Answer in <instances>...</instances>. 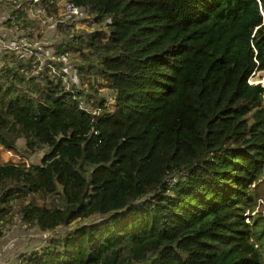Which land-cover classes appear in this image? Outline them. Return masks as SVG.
Wrapping results in <instances>:
<instances>
[{"label": "trees", "instance_id": "1", "mask_svg": "<svg viewBox=\"0 0 264 264\" xmlns=\"http://www.w3.org/2000/svg\"><path fill=\"white\" fill-rule=\"evenodd\" d=\"M67 1L105 27L88 37L87 70L113 109L92 87L83 108L55 73L23 79L22 58L0 64V148L42 152L0 163V237L13 197L52 194L20 220L43 232L98 219L24 264L264 262V205L244 213L264 182L263 87L248 82L264 71V0Z\"/></svg>", "mask_w": 264, "mask_h": 264}, {"label": "rangeland", "instance_id": "2", "mask_svg": "<svg viewBox=\"0 0 264 264\" xmlns=\"http://www.w3.org/2000/svg\"><path fill=\"white\" fill-rule=\"evenodd\" d=\"M10 0H0V15L3 5ZM65 0H46L41 8L34 11L24 7V0H17L23 11L21 19H11L2 22L0 18V64L6 62L14 65L16 58H22L21 69L23 79L33 77V82L39 86L40 78L43 75L57 74L62 77L66 89H72L79 93L82 107H88L91 98L85 94L93 95L92 88H95L97 96L112 97L110 91L104 86L105 81L95 72L94 69L87 70L90 63L92 49L88 47V37L95 30L104 31L105 27L96 25L92 16L74 18L63 17L62 5ZM23 19V20H22ZM13 44V45H11ZM62 52H59L61 49ZM92 63L95 60H91ZM45 72V73H44ZM251 83H259L263 87L262 98L264 101V71L255 72L250 78ZM22 82V81H21ZM31 83H27L30 85ZM109 92V93H108ZM112 110V104L108 106ZM19 148L24 147L22 139L17 140ZM41 151L36 152L29 158H24L8 150L0 148V163H38ZM258 186V187H257ZM251 187L249 190L250 199L255 202L264 201V182ZM55 195L32 194L13 197L7 214L2 218V236L0 237V264H24V258L32 252L45 247L51 238L63 236L68 230L77 227L84 222H95L98 217L87 220H76L68 226H59L51 231H39L36 227L23 223L20 220L19 209L24 204H46L52 207ZM250 203L244 209V213H250ZM258 209V208H257ZM258 211V210H257ZM264 213V212H263ZM249 220V219H248ZM257 249L261 260L264 258V236L259 238ZM263 264L264 262L261 261ZM261 263V264H262Z\"/></svg>", "mask_w": 264, "mask_h": 264}, {"label": "built area", "instance_id": "3", "mask_svg": "<svg viewBox=\"0 0 264 264\" xmlns=\"http://www.w3.org/2000/svg\"><path fill=\"white\" fill-rule=\"evenodd\" d=\"M24 7L25 8H29L28 10H33L34 8H37V10H39L42 6V2L41 0H24ZM62 14L64 15L63 17L66 18H74V17H82V16H87L89 13L87 11V9L83 8V7H79L74 5L73 3H71L70 1L65 0L63 2L62 5ZM18 11H23L22 7L20 6L19 3H17V0H10L9 2L5 3V5H3V9H2V13L0 15V18L2 19V22L8 21L9 19H11V22L14 21L15 19V14L18 13ZM14 12V14H12ZM13 45V44H11ZM249 83H251L248 80ZM109 93V92H108ZM110 94H113V92L110 91ZM109 96V94H108ZM106 97V102L105 105L108 107L109 105L112 104L113 102V96L111 97ZM83 108H88V107H83ZM263 173H264V167H263ZM263 179H264V174H263ZM253 185H251L250 187H252ZM259 204H263L264 205V201L263 200H259L257 202H255V209L253 211H251L250 213H254L256 208L258 207ZM248 212V211H247ZM246 212V213H247Z\"/></svg>", "mask_w": 264, "mask_h": 264}]
</instances>
